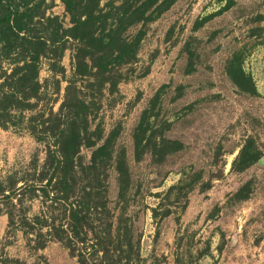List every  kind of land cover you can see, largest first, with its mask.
<instances>
[{
    "label": "rangeland",
    "instance_id": "obj_1",
    "mask_svg": "<svg viewBox=\"0 0 264 264\" xmlns=\"http://www.w3.org/2000/svg\"><path fill=\"white\" fill-rule=\"evenodd\" d=\"M65 1L36 85L0 47V264H264V0ZM98 19L138 43L106 70Z\"/></svg>",
    "mask_w": 264,
    "mask_h": 264
},
{
    "label": "trees",
    "instance_id": "obj_2",
    "mask_svg": "<svg viewBox=\"0 0 264 264\" xmlns=\"http://www.w3.org/2000/svg\"><path fill=\"white\" fill-rule=\"evenodd\" d=\"M42 1L0 0V47L2 50L7 51L13 48H21L22 54L24 53L28 57V60H24L26 69L24 76L30 80L32 85H36L43 48L41 40L31 37L30 32ZM71 1H65L69 12H71ZM96 24L97 37L91 38L95 52L100 54L97 58L96 68L101 67L106 70L108 66H113L112 63H115L119 58L133 55L138 43L133 41L128 43L123 40L121 38L123 31H121L120 26L113 33H104V27L100 19ZM227 71L228 78L241 93L249 96L256 94L254 82L251 76L242 69L240 58L234 57ZM140 126L141 133H144L147 123L142 122ZM71 148L73 150V146ZM259 160L260 152L254 142L249 139L236 157L234 168L238 172L247 170L258 163ZM67 165H69L68 159Z\"/></svg>",
    "mask_w": 264,
    "mask_h": 264
}]
</instances>
